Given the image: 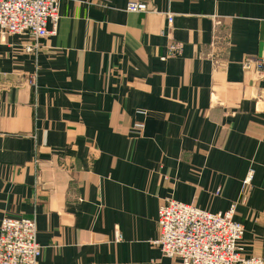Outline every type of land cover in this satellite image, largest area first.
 Instances as JSON below:
<instances>
[{"label":"crops","instance_id":"obj_1","mask_svg":"<svg viewBox=\"0 0 264 264\" xmlns=\"http://www.w3.org/2000/svg\"><path fill=\"white\" fill-rule=\"evenodd\" d=\"M142 1L66 0L33 52L0 36V224L36 218L39 264H179L153 244L165 200L238 202L264 256V0Z\"/></svg>","mask_w":264,"mask_h":264},{"label":"built area","instance_id":"obj_2","mask_svg":"<svg viewBox=\"0 0 264 264\" xmlns=\"http://www.w3.org/2000/svg\"><path fill=\"white\" fill-rule=\"evenodd\" d=\"M66 0H0V36L30 35L34 47L45 38L56 37L60 21V6ZM131 13L150 11L147 2L128 0ZM169 22L172 17L169 16ZM182 44L172 43L163 61L176 57ZM250 60L243 64L249 69ZM257 72L264 76V60L254 61ZM132 131L142 135L145 123H137ZM255 171L250 169L245 179L250 184ZM238 202L228 211L211 213L194 205L168 198L158 213V238L153 244L162 254L179 264H264V256L243 257L240 241L245 227L235 220ZM42 247L38 242L36 218L6 217L0 224V264H39Z\"/></svg>","mask_w":264,"mask_h":264}]
</instances>
